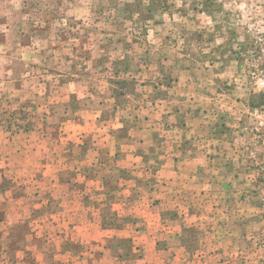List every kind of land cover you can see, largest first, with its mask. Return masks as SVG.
I'll return each instance as SVG.
<instances>
[{"label": "crops", "instance_id": "crops-1", "mask_svg": "<svg viewBox=\"0 0 264 264\" xmlns=\"http://www.w3.org/2000/svg\"><path fill=\"white\" fill-rule=\"evenodd\" d=\"M42 35L0 17V264H261L258 216L211 209L245 187L224 101L175 59L99 90Z\"/></svg>", "mask_w": 264, "mask_h": 264}, {"label": "rangeland", "instance_id": "rangeland-1", "mask_svg": "<svg viewBox=\"0 0 264 264\" xmlns=\"http://www.w3.org/2000/svg\"><path fill=\"white\" fill-rule=\"evenodd\" d=\"M1 16L11 25L20 18L29 34L65 48L99 90L119 93L160 80L158 65L175 59L178 75L193 69L197 90L229 108L232 126L225 125L238 171L245 142L257 148L258 119L250 112L261 97L251 72L264 67V0H0ZM252 186L250 202L236 184L237 196L216 198L211 209L258 210Z\"/></svg>", "mask_w": 264, "mask_h": 264}, {"label": "built area", "instance_id": "built-area-1", "mask_svg": "<svg viewBox=\"0 0 264 264\" xmlns=\"http://www.w3.org/2000/svg\"><path fill=\"white\" fill-rule=\"evenodd\" d=\"M264 50V49H263ZM252 77L255 80V84L259 87V93H264V67L261 71H252ZM251 115L257 117V123L254 130L258 136L257 148L252 143L250 147V141H246V146L243 152L246 158L242 161L244 166V200L250 202L253 198L252 191L249 189L253 183L254 189L259 193L260 208L258 210H246L249 213V217L258 216L257 226L251 227L247 236L250 252L257 256L256 259L264 264V107L258 106V109L250 112Z\"/></svg>", "mask_w": 264, "mask_h": 264}, {"label": "trees", "instance_id": "trees-1", "mask_svg": "<svg viewBox=\"0 0 264 264\" xmlns=\"http://www.w3.org/2000/svg\"><path fill=\"white\" fill-rule=\"evenodd\" d=\"M126 84H127V82H126ZM120 93H123V92H119V93H116V94H120ZM258 97H261V100H260V103H259V105H260L262 102H264V93H259ZM222 119H225V116H222ZM225 129H226V131H225ZM219 130H221L222 132H227L228 131L225 123L222 124V126H221V128Z\"/></svg>", "mask_w": 264, "mask_h": 264}, {"label": "flooded vegetation", "instance_id": "flooded-vegetation-1", "mask_svg": "<svg viewBox=\"0 0 264 264\" xmlns=\"http://www.w3.org/2000/svg\"><path fill=\"white\" fill-rule=\"evenodd\" d=\"M260 106L264 107V102H262V103L260 104Z\"/></svg>", "mask_w": 264, "mask_h": 264}]
</instances>
